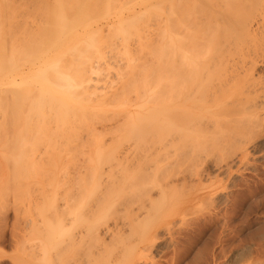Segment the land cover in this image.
<instances>
[{
    "label": "bare ground",
    "instance_id": "bare-ground-1",
    "mask_svg": "<svg viewBox=\"0 0 264 264\" xmlns=\"http://www.w3.org/2000/svg\"><path fill=\"white\" fill-rule=\"evenodd\" d=\"M42 1L34 10L43 20L33 19L39 24L30 29L17 20L21 13L15 14L13 2L0 1V159L9 172L3 169L8 179L1 186L10 182L11 198L6 197L12 204L4 206L20 227L22 256L16 264H161L152 255L160 232L181 250L180 235L193 219H186L188 209L172 208L182 191L163 195L170 185L156 175L162 162L169 161L166 167L172 158L181 163L202 147L244 145L252 138L240 134L256 127L255 116L264 111L251 92L259 81L256 64L264 58V0ZM126 8L135 11L124 15ZM152 24L158 34L148 33ZM133 34L141 37L136 43ZM110 37L120 39L124 49L112 45L116 39ZM106 42L123 50L113 48L122 64L120 59L108 65L112 57L105 59ZM101 56L109 68L104 74L115 71L118 79L111 86L93 78L98 68L101 72ZM113 108H122L127 134L122 137L128 145L115 135L119 145L113 140L107 147L93 134L80 146H70V137L77 136L67 132L93 117L107 120ZM36 176L42 182L32 186L28 180ZM154 189L163 195L156 202ZM231 220L208 235L211 246L224 242L220 237ZM207 222H198L199 235ZM256 224L261 225L259 248L251 245L245 252L247 257L258 254L252 264H264V221ZM206 250L211 258L212 248ZM172 257L170 264H178L182 253Z\"/></svg>",
    "mask_w": 264,
    "mask_h": 264
},
{
    "label": "rangeland",
    "instance_id": "rangeland-1",
    "mask_svg": "<svg viewBox=\"0 0 264 264\" xmlns=\"http://www.w3.org/2000/svg\"><path fill=\"white\" fill-rule=\"evenodd\" d=\"M0 1H2V0H0ZM34 1H37V0H32V1L31 0H15V1L9 0L10 3H12V2L14 3V6L16 7L15 10L18 7V10L14 11L15 14L21 13L20 14L21 17H19V15H17L19 17V18H17V20L18 21L20 20L19 22H21L23 25H24V23L26 25L27 24L29 25L26 28H28V27L35 28L36 26H38V24H39L38 22L43 18V15H41L42 18L40 19L39 18L40 14L38 15V11H37V13L35 11L36 9L39 10L38 6H40V4H42V3H40L42 0L41 1L38 0L36 3ZM48 1H52V0H48ZM22 2H23V4H22ZM32 4H35V5H32ZM132 5H133L132 7L135 6L134 7L135 10H138V7H137L138 5H135V4H132ZM25 6L28 8H24ZM34 7H35V10H34ZM129 7H131V5ZM134 8H126L127 10L126 9L125 10L127 13L125 11H121V12L124 15H127L130 11H135ZM23 9H25V12ZM26 9L27 10L30 9L29 12L27 11L28 14H30L29 16H31L30 20H29L30 17L28 16V14H26L27 13ZM131 9H133V10H131ZM30 11H32V12H30ZM24 18H25V20H24ZM33 19H36V21H38V22L36 24H33V21L35 22V20H33ZM42 20H41V22H42ZM23 21H24V23H23ZM20 24H18L19 25L18 28L20 26H21L20 28H23V26ZM152 25H153V27H152ZM152 25L148 28V33H150L149 31H151V34H158L157 30L159 28L157 29L156 25H155V27H154V24H152ZM30 28H28V29H30ZM19 29H18V31L22 30V29H20V30ZM105 29H106V27H105ZM155 31H156V33H155ZM107 32H108V28H107V30H105V35ZM159 32H160V30H159ZM133 36H134V38H131L132 43L133 42L136 43L137 40L139 41L138 38H141L140 35H137V37H135L136 35L133 34ZM107 39H108V37L105 40H107ZM114 39H116V38H114ZM114 39H112V42ZM108 40L110 41V39H108ZM116 41H119V43H121V45ZM112 42H109V44ZM107 43L108 42H106V44ZM122 43L123 42L120 39H116V40H114L112 45L116 46V48H117L119 46L122 47L123 46ZM106 44H104V46ZM109 44H107L106 46L108 47ZM106 46L104 49L106 51H108V53H106V58L105 57L104 58L108 60V57L111 54L109 59L111 57L113 59V61H112V59L108 60L109 61L108 65L113 67V66L117 65L119 62H120V64H122L124 61L122 58H120V55H119L120 52L119 53H117V52L123 51V50H118L119 48L120 49H124V48L119 47L118 49H116L113 47L115 50H117V52L115 50L114 51L117 53V55H119V58L122 59V60H120L118 58L120 61L119 60L116 61L117 58H116L115 53H113V48H112L111 44L109 45V47H111L112 50L109 47L108 48L110 50H108V48ZM251 50H252V48H251ZM102 52H104V50ZM105 52H104V54H105ZM112 55L115 58H113ZM121 55H122L121 57H123V53ZM260 59L258 60V64H256V66H258V67L255 68L256 69L255 77H256V79H259L260 82L255 79V82L257 81L258 87H257V84L254 83L253 85H256V86L251 87V92H252V97H253V93H254V96H256L255 99L259 103H261V102L264 103V58L262 57L261 62H260ZM99 60H97V61L99 62ZM101 60L102 61L104 60L103 57ZM95 61H93V62L96 64V66L99 63H100V65H102L101 66V72L98 68V70L96 71V74H94V75L92 74L94 76L93 78H95V80H97V78L101 77V80L103 79L104 81H106V82H103V84H105V85L107 83L108 84L111 82L115 83V81L116 82L118 81V79H115L116 78L115 74L113 75V73L115 71L109 73L110 74L109 77L107 76V75H109L108 73L104 74L105 71H108V69H109L103 64L105 61H103L102 63L100 61L98 64ZM110 61H112V62H110ZM116 62H118V63H116ZM105 63H107V61ZM104 66L107 68V70L106 69L104 70V68H103ZM97 72H100V73H97ZM98 74H100V76ZM107 77H108V79H107ZM260 78L262 80H260ZM99 83H98V85H99ZM100 84L102 87L103 84L102 83H100ZM95 85L96 84H94V86ZM108 86L106 88H109ZM259 86H261V87H259ZM256 88H257V90H256ZM255 99L250 98V101L255 100ZM262 99H263V101H262ZM259 100H261V101H259ZM248 101H249V99H248ZM121 109L122 108H113V110H111L112 113L110 115V118H108L110 113L107 112L108 115H105L106 114L105 113L104 115L106 117L108 116L107 118L109 120L108 119L106 120L104 117H103L104 119L102 118L103 120H101V118L99 119L98 118L99 116H98L97 119L93 117L92 119H90V121H87L84 123L82 122V123L78 124L79 126H77V128L78 127L79 128L77 129L75 127L76 132H74L72 130H71V132H67V133H69V137L73 133H76V136H77V137H75L76 139L75 138L73 139L74 141L72 140L71 137L74 136L75 134H73L70 137V139L68 140L69 141L68 143L70 144V146L75 147L77 143L81 144L83 140L93 139L92 138L93 134H94V136H96V134L99 135L97 137L100 138V141L106 142L107 147L110 146V143H112L113 140H114V143L117 144L116 138L114 139L115 135L116 136L118 135L117 138H119V139H121L120 137H122L123 135L127 136L126 128H125V126L123 127V125H122V123L124 124V119H126V118L123 116L124 113H123V115H121L122 114ZM111 111H109V112H111ZM263 114H264V111L262 110V111H260V113H258V115L255 116V118L258 120V123H257L258 125H255L256 127L253 126L252 127V128H254L253 130H252V128H250L246 131L247 134L244 132L242 134H240V135H244V136L246 135L247 140L249 138L250 139L252 138V140H249V141H242V143L246 142V144L244 143V145L243 144H241V145L237 144V145H230V146L224 145V146H214V147L211 146L208 148L207 147H204V148L202 147V148H198V149L195 148L197 154L194 152V150L192 152H193V154H196V157H195V155L193 156V154L191 153L194 158L187 157L189 159H186V160L182 159L183 161H181V163L178 162V160H175L174 158H172V159H170V161L171 160L172 161L169 163V165H171V166H167V167H166V165H168L169 161L167 162L165 159L164 160L165 162H162L163 164L160 165V166H162V168L160 167L162 169V171L156 172V175H159L157 177L160 178L161 180L165 179L164 180L165 183L168 182L169 183V184L167 183L168 186L170 185L167 188L168 192L167 191L164 192L163 195L167 194V193H168V196H170L171 194L173 195L174 191H177L175 194L179 193L181 195V193H182V195H181L182 198L181 199L179 198L178 202H173V206H175V207L172 206V208H175V209L186 208V209H188L189 215L186 219L188 221H190L191 218H193V219L190 221V224H189V225H191L190 226L191 228L189 230H187L189 226L188 227L186 226L187 229L184 227V229L187 231L184 230L185 232H183V234L180 235L182 239L184 238L183 240L180 239L181 243L179 244L180 246L178 248L179 249L181 248V250H175V247L172 244V242H173L172 239L170 238L169 235H167V233L165 231L160 232L161 233V236L159 235L160 239L158 238L159 239V240H157L158 242L156 241V243H157L156 248H158V249L155 248L152 252L154 254H152V255L156 258V260H158L159 262L161 261L160 262L161 264H170L171 260L173 259L172 256L175 257V254H177L179 251L182 253V258L180 259V262L178 264H208V263L209 264H252L253 257L258 256V254H254V256L252 255L250 257H247L245 250L247 249L248 246H251V245L253 247L255 246V247L259 248L258 243L261 241V239L258 238L257 235H258V229L260 228L261 225L256 224V223L258 221H264V115ZM92 120H95V121L93 122ZM119 124L122 125L123 129L121 128V126H119ZM90 126H93V127H90ZM80 127L83 129H81ZM124 128H125V130H124ZM91 130H93V131L91 132ZM118 131H120L121 133H119ZM123 131H125V132H123ZM1 132L2 131H0V134H1ZM93 132H95V133H93ZM70 133H71V135H70ZM89 134L91 135V137ZM120 134H122V135L120 136ZM144 134H147V132H145ZM253 134H254V136H253ZM1 136H3V134H1ZM87 136H89L88 139H87ZM123 137H122L121 141H124ZM131 138L132 137L130 136V139ZM96 140H92V141H96ZM92 141H91V143H92ZM247 142H249V143L247 144ZM0 143H2V142L0 141ZM121 143H123V142H121ZM124 143H125V141H124ZM124 143H123V145H124ZM79 144H77V145H79ZM92 144H94V142ZM128 144L129 143L127 142L126 145H128ZM117 145H119V144H117ZM120 146H122V144H120ZM2 148L3 147H1L0 149L2 150ZM0 155H2L1 152H0ZM80 157L82 159V156H80ZM196 159H198V160H196ZM77 160H80V159L77 158ZM185 161H186V163H185ZM176 163H177V165H176ZM0 164H1L0 165V172H1L0 173V179H1L0 186H1V185H3L2 180L8 179V178L4 177L6 175V173L8 172V168L4 167V165L2 163V159H0ZM181 165H183V166L181 167ZM3 169H6L7 172L5 173L6 170L4 171ZM163 171H164V173H163ZM170 172H172V174ZM3 173H5L4 176H3ZM178 173H180V174L183 173V175L181 174V176L179 178ZM7 176H9V175H7ZM41 176H39V177L36 176L33 179L31 178V180H28V181H31L32 183L34 182V184L37 182L38 183L42 182ZM160 176H162V177H160ZM181 177L185 178L184 181ZM181 179H182V182H180ZM5 181H3V182H5ZM164 181H162V182H164ZM32 183H30V184H32ZM173 183H174V185H173ZM179 184H181V185H179ZM4 185H5V183H4ZM7 185H6V188L4 186H1L4 188L3 190H5V191H3L0 187V189L2 190V192L0 190V192H1V194H0L1 195V197H0V213H1L0 214V264H16V260H17V262L19 261L16 258H20L22 256L21 251L19 252L18 242H17L18 236H19L18 235V233H19L18 227L19 226L17 228H16V225L14 226V224H15L14 212L11 211V212H9V214H7V211H6V209H8L6 207H8L9 203L12 204V202H10L11 200L9 199L11 197L8 196ZM36 185L37 184H35V185L32 184V186H36ZM8 187L10 188L9 185H8ZM11 187H13V186L11 185ZM21 189H24V188H21ZM173 189H175V190L172 191ZM8 190H12V188L8 189ZM4 192H5V194H4ZM6 194H7V197H9V198L6 197ZM163 195L161 194L160 189H158V190L154 189L153 190L152 196H154L153 199L155 200V202L158 200H161L163 198ZM7 200H8V202H6ZM1 207H3V208H1ZM3 211H5V213ZM209 214H210V216H209ZM167 216H166V221L170 220V218H171L170 216L167 218ZM196 219L197 220L199 219V221H197ZM228 219H230V220L232 219L231 220L232 223L230 224V227L224 229L221 237H220V234H221V230H223V229H219L220 233H218V237H220V241L222 240L221 243L223 241L224 242L222 244L214 242L211 246V243L213 241L210 242L208 240V239H210V237L208 235H210V233L216 229L215 227H220L224 223V221H226ZM198 222L200 223V225H202V223H203L202 226H204L206 224V222L211 224V225L209 224V226L206 228V232L203 233L204 235L203 234L199 235V233H197V229L199 226ZM213 222L214 223L216 222L215 223L216 226ZM192 223H195V224L192 225ZM250 224H252V225H250ZM180 226L181 225L179 224L178 227L180 228ZM210 226H212V228ZM195 227H196V230L193 229ZM191 229H192V231H191ZM207 230H209V231H207ZM217 230H218V228H217ZM233 231H235V233ZM236 232H238V233H236ZM239 232L241 234H239ZM195 233H197L198 235L197 234H196L197 236L194 235ZM232 234L236 235V237L234 235L233 239H232V236H233ZM228 235L229 236L231 235V236L229 237ZM168 236H169V238H168ZM231 239H232V241H231ZM215 243H216V245H215ZM213 245H214V247H213ZM221 245L223 247H221ZM261 245L264 246V243ZM207 246L209 247L210 250L212 248L211 251L213 253V256L210 255L211 256V258L209 257L210 259L207 257V250H206V249H208ZM263 246H261L262 250H264ZM233 247H234V249H233ZM176 251H177V253H174ZM211 251H210V253H211ZM215 251L217 253H215ZM218 252H220V253H218ZM221 252L223 254H221ZM242 252L244 255L241 254ZM178 255H180V254H178ZM235 255L237 257H235ZM239 255H240V258H242L240 261H239ZM262 255L263 256L261 259L264 260V254H262ZM245 256H246V259H245ZM235 259H237L238 262H236ZM234 260H235V262H234ZM139 264H144V262H141Z\"/></svg>",
    "mask_w": 264,
    "mask_h": 264
}]
</instances>
